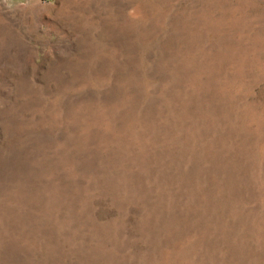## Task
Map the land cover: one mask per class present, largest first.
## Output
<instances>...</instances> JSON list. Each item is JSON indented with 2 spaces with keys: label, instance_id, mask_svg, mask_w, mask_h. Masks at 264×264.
Here are the masks:
<instances>
[{
  "label": "rangeland",
  "instance_id": "rangeland-1",
  "mask_svg": "<svg viewBox=\"0 0 264 264\" xmlns=\"http://www.w3.org/2000/svg\"><path fill=\"white\" fill-rule=\"evenodd\" d=\"M0 264H264V0H0Z\"/></svg>",
  "mask_w": 264,
  "mask_h": 264
}]
</instances>
